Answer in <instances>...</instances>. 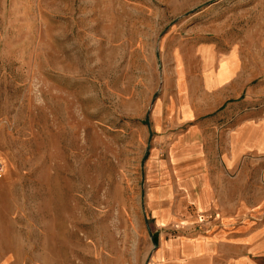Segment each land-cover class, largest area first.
I'll return each mask as SVG.
<instances>
[{
    "label": "rangeland",
    "instance_id": "rangeland-1",
    "mask_svg": "<svg viewBox=\"0 0 264 264\" xmlns=\"http://www.w3.org/2000/svg\"><path fill=\"white\" fill-rule=\"evenodd\" d=\"M208 50L264 115V0H0V264H145L150 110Z\"/></svg>",
    "mask_w": 264,
    "mask_h": 264
},
{
    "label": "crops",
    "instance_id": "crops-1",
    "mask_svg": "<svg viewBox=\"0 0 264 264\" xmlns=\"http://www.w3.org/2000/svg\"><path fill=\"white\" fill-rule=\"evenodd\" d=\"M203 56L212 63L203 68L199 55L196 86L175 55L172 92L150 110L140 170L145 264H264V115L232 103L245 90L233 53Z\"/></svg>",
    "mask_w": 264,
    "mask_h": 264
},
{
    "label": "built area",
    "instance_id": "built-area-1",
    "mask_svg": "<svg viewBox=\"0 0 264 264\" xmlns=\"http://www.w3.org/2000/svg\"><path fill=\"white\" fill-rule=\"evenodd\" d=\"M2 171H3V166H2V164L0 163V174H1Z\"/></svg>",
    "mask_w": 264,
    "mask_h": 264
}]
</instances>
